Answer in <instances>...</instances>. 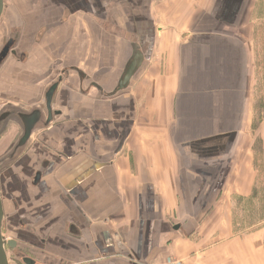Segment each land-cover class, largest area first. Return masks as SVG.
Here are the masks:
<instances>
[{
    "label": "crops",
    "instance_id": "crops-1",
    "mask_svg": "<svg viewBox=\"0 0 264 264\" xmlns=\"http://www.w3.org/2000/svg\"><path fill=\"white\" fill-rule=\"evenodd\" d=\"M211 5L11 0L4 28L20 33L0 66V109H43L62 80L52 100L60 114L3 172L7 234L53 264H264V225L238 227L235 216L254 185L239 133L211 130L230 117L222 100L233 107L245 91V43L229 53L203 41L227 23ZM133 44L143 62L110 95ZM223 64L237 85H222ZM9 128L0 157L20 135L16 122Z\"/></svg>",
    "mask_w": 264,
    "mask_h": 264
},
{
    "label": "rangeland",
    "instance_id": "rangeland-1",
    "mask_svg": "<svg viewBox=\"0 0 264 264\" xmlns=\"http://www.w3.org/2000/svg\"><path fill=\"white\" fill-rule=\"evenodd\" d=\"M199 3L206 6L211 3L212 11L210 13L216 19L220 18L227 22L223 25L221 33H215L217 29H212L210 33H204V42L213 41L215 44L219 42L229 53L236 52L238 40L241 44L245 43L246 85L244 93L237 94L238 99L239 96H244L245 103L241 108L237 99L234 101L235 106L225 108L227 103L222 100L221 116L223 119L227 115L230 117H226L225 121L221 120L220 124H214L211 130L217 132L235 130L236 134L239 133L240 139L235 148L238 150L237 156L242 160L245 159L248 164L250 163L252 169L253 192L248 200L241 201L238 205L235 215L238 227L264 225V0H199ZM4 4L5 8L0 20V32H3V41L9 35H13L15 38L13 47H15V41L19 37L20 30L18 28L5 30V13L12 9L11 0H4ZM225 53L227 57L230 55ZM222 68V85H237V80L232 78L229 73L228 65L223 64ZM229 108L231 110L227 114L226 109ZM4 229L5 236L11 237L6 233L5 221Z\"/></svg>",
    "mask_w": 264,
    "mask_h": 264
},
{
    "label": "water",
    "instance_id": "water-1",
    "mask_svg": "<svg viewBox=\"0 0 264 264\" xmlns=\"http://www.w3.org/2000/svg\"><path fill=\"white\" fill-rule=\"evenodd\" d=\"M4 8H5L4 0H0V20L3 15ZM6 49L7 48H5V50ZM132 49H133L132 55L124 68V71L117 83L115 90L110 95H114L116 92L125 89L128 86L130 79L132 78L134 73L137 71V69L141 66L143 62V55L139 49V46L137 44H133ZM11 53H14V50H12ZM5 57H6V53L0 56V64L4 61ZM64 71L62 73H64ZM80 78L83 79L84 75L80 74ZM61 80H62V76H59L57 80L51 83L48 86V88L45 90L43 109L34 106L29 111H24L20 108L13 106L11 103L5 104L0 109L1 127H3L7 121L12 120L16 122L21 127L22 130V134L19 140L17 141L16 145L12 149V151L7 153L2 158H0V168L5 166L9 162H12L15 159H17V157L21 153L22 149L26 146L29 138L31 137L32 133L35 130L46 127L47 125H49V123L53 120V118L56 115L60 114L59 110H53L52 100ZM39 178H40V171L36 172L33 178V184H36ZM2 221H3V207H2L1 192H0V264H9L5 253L4 245L8 244L11 248H13L16 244V241L12 239L5 241L3 239L1 234ZM25 262L28 263L27 259L25 260Z\"/></svg>",
    "mask_w": 264,
    "mask_h": 264
},
{
    "label": "flooded vegetation",
    "instance_id": "flooded-vegetation-1",
    "mask_svg": "<svg viewBox=\"0 0 264 264\" xmlns=\"http://www.w3.org/2000/svg\"><path fill=\"white\" fill-rule=\"evenodd\" d=\"M14 40H15V38L13 35H11V36L9 35L8 38L5 39L4 41H3V37L2 36L0 37V56L2 54H5V53H6L5 59L7 57H10V56H16V51L13 47L14 46L13 45ZM5 48H7V49L5 50ZM12 50H14V53H11ZM3 63H4V61L0 64V66H2ZM9 122H10V120L7 121L3 127L0 126V137L5 135L10 130ZM19 128H20V135L18 136L16 142L10 148V150H8L0 158L5 156L7 153L11 152L12 149L14 148V146L16 145L17 141L19 140V138L22 134L21 127L19 126ZM19 156H21V153L19 154ZM14 161H12V162H14ZM12 162H9L8 164H6L2 168H0V192H1L2 207H3V221H2V226H1V234H2V237L5 241L11 240V239L16 241V244L13 248H11L8 244L4 245L8 263L9 264H11V263H14V264H53L52 260L48 261V259H45L46 257H45V254L42 252L43 251L42 247L36 245L35 243H34L35 244L34 246L29 247L22 242L23 240L21 237L17 238V237H12V236L11 237L5 236L4 221H5L7 197H6L5 186H4V182H3V172H5L7 166L11 165ZM42 165H43V163L41 164V166L39 165V166H37V168H35L33 178H34L36 172L39 171L38 169L40 167H42ZM19 225H21V224H19ZM44 241H45L44 238H39L40 243H43ZM26 259H27L28 263L25 262Z\"/></svg>",
    "mask_w": 264,
    "mask_h": 264
}]
</instances>
